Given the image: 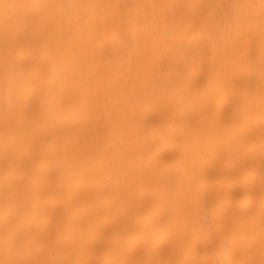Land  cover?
Wrapping results in <instances>:
<instances>
[{"label": "bare ground", "instance_id": "6f19581e", "mask_svg": "<svg viewBox=\"0 0 264 264\" xmlns=\"http://www.w3.org/2000/svg\"><path fill=\"white\" fill-rule=\"evenodd\" d=\"M0 264H264V0H0Z\"/></svg>", "mask_w": 264, "mask_h": 264}]
</instances>
